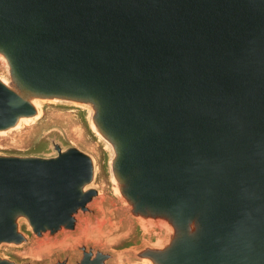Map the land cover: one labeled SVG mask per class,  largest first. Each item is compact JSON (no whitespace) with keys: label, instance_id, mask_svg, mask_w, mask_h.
Wrapping results in <instances>:
<instances>
[{"label":"water","instance_id":"obj_1","mask_svg":"<svg viewBox=\"0 0 264 264\" xmlns=\"http://www.w3.org/2000/svg\"><path fill=\"white\" fill-rule=\"evenodd\" d=\"M0 135L82 109L142 229L50 264H264V0H0ZM86 151L0 153L3 253L76 232L101 192Z\"/></svg>","mask_w":264,"mask_h":264},{"label":"rangeland","instance_id":"obj_2","mask_svg":"<svg viewBox=\"0 0 264 264\" xmlns=\"http://www.w3.org/2000/svg\"><path fill=\"white\" fill-rule=\"evenodd\" d=\"M6 75L0 59V76ZM40 120L25 124L20 129L0 135V153H33L48 150L50 139L57 138L64 145L76 146L91 154L98 165L96 186L100 196L90 204L95 215H81L76 232L42 239L31 236V242L21 248L4 247L3 253L20 261L50 264L70 254L72 261L81 255L79 246L92 245L103 250L118 251L141 241L160 240L164 231L142 229L126 215V209L114 197L107 167V153L91 133L82 109L60 105H45Z\"/></svg>","mask_w":264,"mask_h":264}]
</instances>
